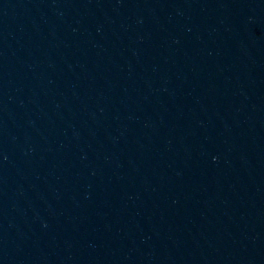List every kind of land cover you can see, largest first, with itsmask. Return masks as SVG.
Instances as JSON below:
<instances>
[{
    "label": "water",
    "instance_id": "1",
    "mask_svg": "<svg viewBox=\"0 0 264 264\" xmlns=\"http://www.w3.org/2000/svg\"><path fill=\"white\" fill-rule=\"evenodd\" d=\"M0 264H264V0H0Z\"/></svg>",
    "mask_w": 264,
    "mask_h": 264
}]
</instances>
